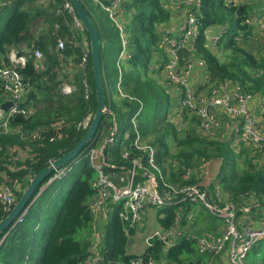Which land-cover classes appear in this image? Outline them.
Returning <instances> with one entry per match:
<instances>
[{"label":"trees","instance_id":"obj_1","mask_svg":"<svg viewBox=\"0 0 264 264\" xmlns=\"http://www.w3.org/2000/svg\"><path fill=\"white\" fill-rule=\"evenodd\" d=\"M33 1L12 0V4L0 8V67L9 63V50L16 48L22 52L24 43L29 49L32 43L39 47L46 58L45 68L42 71L34 68L31 58L24 66L19 67L21 75L29 79L32 84V88L25 95L24 104L34 107L35 111L27 117L21 114L15 115L10 119L6 132L0 129V171L4 170L8 178L17 177L19 180V189L15 191V203L36 172L76 144L87 130L77 128V123L88 111L94 113L96 108L91 55L87 66V79L92 89L90 101L84 98L79 72L73 73L76 84L74 92L64 95L57 89L59 73L54 69L58 64V52L55 51L56 37L52 34L51 27L55 21L60 22L61 17L55 14L60 0L49 8L38 7ZM202 1L204 27L209 26L212 30L221 31L217 46L221 50L226 48L231 51L228 54L231 55V59L221 60L215 54L217 46L215 50L210 49L206 46L203 33L199 34L195 51L206 63L210 76L208 83L229 78L251 92L264 94V58L260 52L253 53L248 46L247 41L254 32L253 26L244 22L246 15L261 2L243 3L241 15L237 16L236 6H226L222 0ZM26 2L29 5L24 7ZM82 2L93 20L86 1L82 0ZM10 5H13V9L1 25V14ZM129 6L133 7L135 12L129 16V22L126 23L129 56L125 58V63H121V72L117 65V54L120 49L118 30L113 27V31L103 33L101 25L97 20L96 22L93 20L100 34L103 92L105 105L110 112L101 118L96 138L90 140L82 148L81 153L93 145L97 138L107 136L114 125L116 126L115 142L117 141L119 147L126 146L130 152H134L132 142L136 130L142 138L148 134L153 135L149 143L157 148V162L163 171L164 163L170 162L168 158H177L180 164L185 166L201 159L216 158L220 162L217 179L228 197L235 199L242 192H251L259 198L260 206L256 208L261 215H264V162L253 163L248 151L243 149L245 147L241 146L237 149L228 134L200 135L195 115L192 122L189 121V124L184 125L187 112L186 109L179 107L178 90L167 92V79L159 81L160 75L164 74L162 70L150 68L151 64L160 58L157 47L159 34L156 26L169 21L171 12L165 9L159 0H131ZM227 14L231 15L237 25L236 36L231 34L232 25L226 24ZM37 17L43 18L49 28L45 27L33 32L32 26ZM58 34L68 36L69 27L61 23ZM114 51L117 53L115 54ZM62 53L65 57H71L74 62H77L81 55L80 47L74 45L71 39L65 44ZM181 62L183 63L184 60ZM119 78L124 95H120L117 89ZM2 92L0 86V98ZM172 107L176 108L177 117L171 118L168 115ZM113 119L116 121L115 124ZM32 131H37L39 138H32L30 136ZM171 141H174L178 148L175 154L169 153ZM13 146L26 150L28 155L22 167L11 171L3 164L10 160L9 148ZM112 146L109 143L105 146V154L110 153L109 149ZM111 157L107 162L113 164L115 169L120 166H131L132 155L123 158L118 151ZM75 165L79 168L75 169L73 166L66 174L55 177L23 215L22 222L17 223L7 234L0 245V264H78L83 259L86 254L87 238L91 236L93 215L89 200L95 194L92 186L95 171L84 154H80ZM55 174V171L51 172L42 184ZM178 175L171 171L168 180L183 182L181 175L179 177ZM2 181L0 175V183ZM189 181L193 182L194 179ZM70 182L66 196L59 208H56L60 191ZM39 187L33 196L39 191ZM163 211L165 214L159 218V222L160 226L165 228L171 224L176 214V207H168ZM6 214L0 203V219ZM209 226L210 224L206 227ZM99 229L103 237L104 260L109 264H126L132 256L129 249L131 235H127L124 231V223L119 216L116 213L112 214L108 220L99 225ZM85 230L87 233L83 239L81 233ZM5 231L0 233V239ZM153 242V246L147 248L153 259L164 256L178 264H189L190 261L193 264H204L200 256L195 259L182 257L183 254L194 251V242L188 238L182 237L175 246L168 249L162 248L157 239H153ZM149 255H146L145 259ZM261 264H264V257Z\"/></svg>","mask_w":264,"mask_h":264},{"label":"built area","instance_id":"obj_2","mask_svg":"<svg viewBox=\"0 0 264 264\" xmlns=\"http://www.w3.org/2000/svg\"><path fill=\"white\" fill-rule=\"evenodd\" d=\"M56 1L37 0V5L49 8L52 4H57ZM90 1L104 11L118 30L120 49L117 54V65L121 72L120 65L129 56L126 23L135 10L129 6L130 0ZM159 1L171 12V18L156 26L160 58L152 63L150 68L162 70L167 79V92L178 90L179 107L190 110L197 116V130L200 135L228 134L237 149L241 146L255 147L251 156L253 163L264 162V94L251 92L229 78L208 83L206 63L203 58L197 56L195 43L199 34L203 33L206 46L212 49L218 44L221 31H213L209 26L204 27L202 0ZM222 1L226 6L236 7L243 3L261 2L246 15L244 22L256 26L262 38L260 54L264 58V0ZM9 4H12V0H0V8ZM55 14L61 17L60 22L55 21L51 27V32L56 37L55 51L58 52V64L54 69L59 73L57 89L64 95L74 92L76 84L73 73L79 72L84 98L89 102L92 89L87 79L90 55L88 35L70 0H60ZM61 23L69 27L68 36L58 34ZM45 27L49 28V25L46 21H41L39 29ZM69 39L80 47L81 55L77 62L62 53ZM23 49L20 52L16 48H11L8 52L9 63L0 67V86L3 91L0 98V129L4 132L8 130L9 121L15 115L27 117L35 111L34 107L24 104L25 95L32 88V84L21 75L19 67L24 66L31 58L37 71L45 68L46 58L39 47L32 43L31 49L28 47ZM195 64L203 68L202 78L207 91L193 86L189 81ZM117 89L120 95H124L120 87V78ZM8 101L11 105L4 110L1 104ZM92 117L93 112L88 111L77 123V128L87 129ZM115 122L113 119L114 124ZM222 124L229 125L230 130L221 126ZM30 136L39 138L40 135L37 131H32ZM115 140L114 125L107 136L97 138L84 153H80L88 157L96 178L92 181L95 194L89 200L93 215L91 236L87 238L86 254L78 264H99V259H102L104 264H109L104 260L103 237L99 225L116 213L124 223L126 234L132 236L142 230L145 212L149 207H176V214L167 227L159 225L147 232L144 237L146 244L144 254L137 255L131 252L132 256L126 264H154V259L147 250L153 246V239L159 240L161 247L168 249L175 246L182 237L192 240L200 253L209 255L206 264H246L245 258L249 250L264 237L262 217L256 213L251 214L253 211L258 213L256 207L260 206V202L257 196L251 192H242L235 199L224 196V190L217 179L199 182L197 170L191 165L183 167L181 172L183 182L169 181L157 162L156 147L151 143H145L138 130L132 142L136 153L127 150L126 146L120 149L123 158L132 155L131 166H120L115 169L113 164L107 162L112 158L110 153L105 154V146ZM79 156L74 159V163L78 162ZM205 160L198 161L200 163ZM72 168L73 164L70 163L64 168L57 169L54 177H61ZM207 173L206 162H203L199 174L206 176ZM190 179L194 181L190 182ZM18 181L17 177L8 178L5 175L0 183V203L5 213H8L15 204V191L19 189ZM24 214L16 217V224L22 222ZM206 214L220 221L209 222V227L203 226L201 219ZM146 255H149L147 259Z\"/></svg>","mask_w":264,"mask_h":264},{"label":"rangeland","instance_id":"obj_3","mask_svg":"<svg viewBox=\"0 0 264 264\" xmlns=\"http://www.w3.org/2000/svg\"><path fill=\"white\" fill-rule=\"evenodd\" d=\"M87 6L89 7V14L91 15V17L93 18V20L97 22L101 25V30L103 31V33H107L109 31H113V27L114 24H111L110 21L108 20L106 14L104 13V11L94 2L90 1V0H85ZM131 1V0H130ZM34 4L37 5V0L33 1ZM26 5H29L28 2L25 3V5H23L24 7ZM38 6V5H37ZM39 7V6H38ZM13 9V5H10V7H7L4 12H2L1 14V25L4 24V22L6 21V19L8 18V16L10 15L11 11ZM41 21H44L43 18H38L35 20V22L33 23L32 26V31L33 32H37L39 31V24ZM226 24L228 25H232V31L231 34L235 35L238 33L237 30V25L234 23V20L232 19L231 15L227 14V22ZM212 30V29H211ZM213 31H217V30H213ZM53 34V33H52ZM54 35V34H53ZM55 36V35H54ZM243 40V39H242ZM26 43H24L22 45V47H26L25 46ZM248 46L250 47V49L252 50L253 53H258L259 52V48H260V44H261V36L257 33L254 32V35L249 38V40L247 41ZM217 46V45H216ZM215 46V47H216ZM215 47H213L212 49H214ZM215 50V49H214ZM115 54L117 53V51H114ZM226 52V54H225ZM231 51L229 49L226 48H222V50L217 46L215 54L217 55L218 58H220L221 60L225 61V60H229L231 59V55L229 56L228 54ZM45 55V54H44ZM123 62L125 63V59L123 60ZM76 72V71H74ZM210 79V76H209ZM166 81V77L164 74L160 75L159 81ZM175 107H172L171 110L168 111V115L172 117H177L176 115V111H175ZM186 120H185V124H189L192 119H194V113L190 110H186ZM196 116V115H195ZM197 117V116H196ZM192 122V121H191ZM197 122H198V118H197ZM140 134V133H139ZM141 135V134H140ZM119 136V135H118ZM103 138V137H102ZM100 138V139H102ZM153 138V135L148 134L147 136H141V139H143V141L145 143H149V141ZM115 142V141H114ZM111 143L113 146L109 149L110 151V155L114 156L115 153H117L118 151H120L121 147H119V144L117 143V141L115 143ZM175 142L171 141L169 144V153L170 154H175L178 150V148L175 146ZM245 148H243L245 151H248V154L250 156H253V152H254V146H244ZM13 149H17L18 151H15L14 153L12 152ZM157 149V148H156ZM21 150V151H20ZM12 153V154H11ZM9 155L14 156L12 158V160L14 161L13 164H15L16 162L23 163L24 159L27 157V152L26 150L21 149L20 147L17 146H13L9 148ZM169 156V155H168ZM170 162H165L164 163V171L163 173L165 174V176L169 177V174L171 171H173L175 173V175H178V177L181 175L180 173V169L181 172L183 170V167L185 165L180 164L179 160L177 158H168L167 159ZM206 162V168L208 173L206 174V176L200 175L199 174V170L202 167V163ZM200 162L196 161L193 164H190L191 167H194L197 170L198 173V177L200 178L199 182L204 183L206 180L209 179H217V172L219 169V165L220 162L218 159L216 158H212V159H206L205 161ZM71 164H73L74 168L77 169L79 168L78 165H75V163L72 161L70 162ZM69 163V164H70ZM199 163V164H198ZM161 167V166H160ZM9 170V169H8ZM54 177V176H53ZM52 177V178H53ZM181 177V176H180ZM96 178V173H95V177ZM218 180V179H217ZM219 182V181H218ZM173 183H177V182H173ZM71 182L66 185H64L63 189L60 191L58 197H57V203H56V208H59L63 198L66 196L67 192H68V188L70 186ZM220 184V183H219ZM223 189V188H222ZM224 196H227V193L224 191ZM37 199V198H36ZM38 200V199H37ZM37 202V201H36ZM165 208L163 207H149L147 208L146 212H145V218H144V226L142 228V230L138 233H136L135 235L131 236L129 238V249L132 253H135L137 255H143L144 254V250L146 249V244H144V237L146 235L147 232L151 231V229L159 227L160 222H159V218L163 217L165 212L163 211ZM254 211L251 212L252 215H254ZM262 217V221H264V215H261ZM202 222H203V226H207L209 224V222H214L216 221L217 223L220 221L218 218H215L213 216H209L206 214V216L202 217ZM211 220V221H209ZM150 224V228H146V224ZM147 224V226H148ZM86 233L87 231H83L81 234V238L84 239V237H86ZM193 248L194 251L192 253L188 252L182 255V257L184 258H189V259H195L196 257L200 256L203 258V263L206 264V262L204 261L205 258H207L209 255L208 254H202L198 251V248L196 246V244H193ZM264 257V237L261 238L248 252L246 258H245V262L246 264H261L262 259ZM154 264H178L174 261L168 260L167 258H165L164 256H162L160 259H154Z\"/></svg>","mask_w":264,"mask_h":264},{"label":"water","instance_id":"obj_4","mask_svg":"<svg viewBox=\"0 0 264 264\" xmlns=\"http://www.w3.org/2000/svg\"><path fill=\"white\" fill-rule=\"evenodd\" d=\"M72 3L76 14L78 15L80 21L82 22L86 33L88 35L89 43H90V55H91V68H92V76L94 82V91L96 97V108L93 113V117L91 122L85 131V133L80 137V139L76 142V144L68 151L61 154L59 157L50 162L46 167L40 169L36 172L33 177L30 179L28 185L25 187L20 197L12 207V209L0 219V233L4 230L5 233L2 235L0 239V245L4 241L7 234L11 231V229L16 225V217L20 214L26 213L30 206L34 203L36 198L43 192V190L55 179L49 178L46 183H43V180L46 176H48L51 172L64 168L67 164H69L72 160H74L78 155H80L82 148L85 147L90 140H92L99 131V122L101 118L110 112V110L105 105V98L103 92V82H102V74H101V63H100V34L96 24L88 15L87 11L83 6L82 0H70ZM242 5H238L237 7V16L241 15ZM11 105V102H4L1 104L4 110H7ZM42 184L40 187L39 185ZM39 187V191L35 196L34 192ZM99 264H104L102 259L98 260ZM189 264H193L190 261Z\"/></svg>","mask_w":264,"mask_h":264},{"label":"crops","instance_id":"obj_5","mask_svg":"<svg viewBox=\"0 0 264 264\" xmlns=\"http://www.w3.org/2000/svg\"><path fill=\"white\" fill-rule=\"evenodd\" d=\"M180 14V13H179ZM179 18V16L176 18V19H178ZM253 32H257L258 34H259V32H258V30H257V28H256V26H253ZM261 41H262V38H261ZM259 52H260V48H259ZM202 71H203V68H201L199 65H197V64H195L194 65V67H193V69H192V71H191V75H190V77H189V81L191 82V84L193 85V86H195V87H199V88H203V89H205V84H204V82H203V78H202ZM206 91H207V89H205ZM224 125V124H223ZM225 126V125H224ZM227 127V130H230V126L229 125H227V126H225V128ZM15 151H18L17 149H13L12 150V152L14 153ZM21 151V150H20ZM12 154V153H11ZM28 155V154H27ZM14 156H12L11 155V157H10V160L9 161H7V162H5L3 165L7 168V169H9V170H15V169H18V168H20V167H22L23 166V163H18V162H16L15 164H13V160H12V158H13ZM0 175L2 176V178H5V175H6V173H5V171L4 170H2V171H0ZM256 213V215L258 216V215H261L260 214V212H255ZM145 218V217H144ZM144 224L145 223H143V226H144ZM148 224V223H147ZM147 224H146V228H150V224H148V226H147ZM135 235V234H134ZM133 236V235H132ZM208 258V257H207ZM207 258H205L204 259V261L206 262V260H207Z\"/></svg>","mask_w":264,"mask_h":264}]
</instances>
